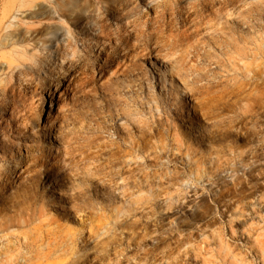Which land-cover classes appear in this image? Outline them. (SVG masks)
<instances>
[{
  "label": "rangeland",
  "instance_id": "rangeland-1",
  "mask_svg": "<svg viewBox=\"0 0 264 264\" xmlns=\"http://www.w3.org/2000/svg\"><path fill=\"white\" fill-rule=\"evenodd\" d=\"M130 2L0 0V264H264V0Z\"/></svg>",
  "mask_w": 264,
  "mask_h": 264
},
{
  "label": "bare ground",
  "instance_id": "bare-ground-1",
  "mask_svg": "<svg viewBox=\"0 0 264 264\" xmlns=\"http://www.w3.org/2000/svg\"><path fill=\"white\" fill-rule=\"evenodd\" d=\"M135 3H137V0H131L130 4L128 5H120L119 6V9L115 12V17L117 19H120L121 17H123L126 13H129L130 11H134V7L135 6ZM100 27L101 28V31H104V27L102 25V23H94V28L96 27ZM93 30V28L91 29ZM192 54H189V57H188V61H192ZM176 62H182V63H185L186 62V59L185 57L183 56V54H181V56L179 58H177V61ZM195 65H193L194 67ZM196 67V66H195ZM195 81H196V78H192V80H186V83L188 84H191V85H194L195 86ZM193 92V90H191ZM53 108V101L52 102H48L46 106H42L40 107V109L37 111V119L38 121L40 122V124H44L45 120H46V115H45V112L47 113L48 110H51ZM57 182V181H56ZM57 186H59V183H57ZM59 195L61 196V192L59 193ZM62 201H63V198H60ZM86 213V210H84V206L83 204H78L77 208H76V212H75V215L76 217L78 218H82L85 216Z\"/></svg>",
  "mask_w": 264,
  "mask_h": 264
}]
</instances>
